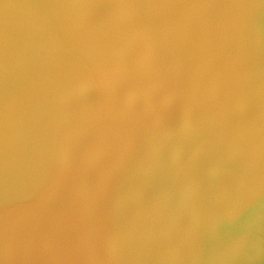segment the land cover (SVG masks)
<instances>
[{"label": "clouds", "instance_id": "clouds-1", "mask_svg": "<svg viewBox=\"0 0 264 264\" xmlns=\"http://www.w3.org/2000/svg\"><path fill=\"white\" fill-rule=\"evenodd\" d=\"M0 264H264V0H0Z\"/></svg>", "mask_w": 264, "mask_h": 264}]
</instances>
